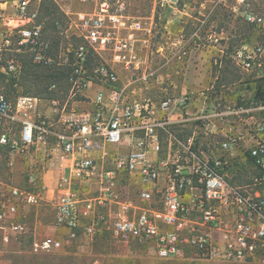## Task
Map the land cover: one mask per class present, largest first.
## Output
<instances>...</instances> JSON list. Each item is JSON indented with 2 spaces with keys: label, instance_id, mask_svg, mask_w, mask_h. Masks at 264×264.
<instances>
[{
  "label": "built area",
  "instance_id": "obj_1",
  "mask_svg": "<svg viewBox=\"0 0 264 264\" xmlns=\"http://www.w3.org/2000/svg\"><path fill=\"white\" fill-rule=\"evenodd\" d=\"M54 1L66 8L65 0ZM261 1L263 12H242L248 23L262 29L263 38L245 41L230 55L237 67L258 78H264ZM12 8L15 16H8ZM124 10L122 3L93 0L92 10L76 12L71 19L75 41L54 53L26 1L0 0L4 32L14 37L13 44L4 37L0 50L12 45L17 53L28 52L34 63L69 64V82L76 93L95 86L90 110H61L55 122L41 110L44 99L22 94L11 102L0 91V147L27 156L50 136L56 145L42 171L32 163L27 166L32 190L0 179V240L7 244L25 232V225L12 218L19 204L43 200L53 208L52 224L65 229L69 238L79 233L92 239L107 229L123 247H152L159 258H260L264 195L231 182L228 172L233 150L242 147L261 172L253 177L254 184L264 183V97L200 106L192 101V91L177 89L175 78L181 75L168 68L186 55L188 39L174 35L173 49L155 66L152 54L141 53L147 39L136 36L138 31L150 32L152 23L144 26ZM92 55L100 61L88 71ZM17 66L10 59L3 71ZM121 70L129 75L126 81L120 79ZM52 104L57 111L56 101ZM57 122L63 132L54 128ZM49 171L55 176L51 185L43 176ZM60 247V239L52 236L32 242L34 251Z\"/></svg>",
  "mask_w": 264,
  "mask_h": 264
},
{
  "label": "rangeland",
  "instance_id": "obj_2",
  "mask_svg": "<svg viewBox=\"0 0 264 264\" xmlns=\"http://www.w3.org/2000/svg\"><path fill=\"white\" fill-rule=\"evenodd\" d=\"M27 2L31 12L37 13L36 22L45 25L46 31L43 35L48 41L58 43L60 52L64 49L69 40L75 41L72 36L73 28H70L71 19L74 14L80 11H90L93 7V0L82 2L80 0H65L66 8H61L54 0H21ZM111 5L122 3L125 7L124 13L133 19H138L149 26L152 23L150 32L138 31L136 36L140 39H147L146 47L141 53L152 54L156 45L163 44L168 34L164 23L166 18L173 16V8L189 11L187 20L181 18L183 24L176 29L177 34H182L188 39V51L186 53L185 72L175 78L177 89L186 87L193 92L192 101L196 100L200 106L239 102L264 91V81L254 73L244 71L237 67L231 60L232 51L245 41H260L263 35L258 30L251 28L244 18L243 9L263 12L261 0H249L246 3H238L237 0H109ZM64 7V6H62ZM173 7V8H172ZM58 20L57 32L52 27V15ZM16 10L12 8L7 15L15 16ZM179 17L181 14H178ZM180 19V18H179ZM5 19H0V42L4 37H9L13 44L14 37L6 34ZM5 27V28H4ZM250 28V29H249ZM4 29V30H3ZM43 34V33H42ZM197 43V44H196ZM199 44V46H198ZM11 45V44H10ZM7 47V46H5ZM1 47L0 50V91H2L11 102H15L19 95H30L45 100L41 106L43 113L54 122L58 120L61 110L68 111L74 107L77 112L90 110V99L94 95L95 86L91 85L88 91L80 94L71 90L70 82H58L54 91L46 93L37 89L38 85L22 83L24 74L20 56L9 49ZM198 48V49H196ZM192 54V55H191ZM14 59L18 62L16 70L5 72L3 67L7 61ZM120 79L126 81L129 75L120 71ZM11 79H15L12 83ZM51 94V95H50ZM52 101H56L58 108L55 111ZM54 128L63 132L65 128L61 122H57ZM54 140L48 138L46 144H41L37 161L33 162L34 168L42 171V165L54 152L49 142ZM243 151L239 147L237 151ZM14 155H17L16 158ZM238 155V154H237ZM230 179L240 185H250L264 195V185H255L251 173L255 168L246 164L245 158L239 156L231 159ZM242 163V165H240ZM27 165L25 156L1 150L0 157V179L10 185L32 190L27 183ZM243 169L245 173L239 177L235 170ZM44 176V175H43ZM45 182L53 183L54 173L47 172L44 176ZM250 179V180H249ZM78 191L86 193L85 187H77ZM77 190V189H76ZM54 211L47 201L18 205L17 213L14 216L16 222L25 225L26 230L20 234L13 235L7 244L0 240V261L5 264H264V255L260 258L241 261H201L191 258H180L176 260L157 257L153 252L144 246L131 244L123 247L117 243L109 234L107 229L97 231L92 239L82 236L69 238L63 228L55 227L53 222ZM44 236H52L60 239L61 247L56 250L34 251L32 242L34 239H41Z\"/></svg>",
  "mask_w": 264,
  "mask_h": 264
},
{
  "label": "trees",
  "instance_id": "obj_3",
  "mask_svg": "<svg viewBox=\"0 0 264 264\" xmlns=\"http://www.w3.org/2000/svg\"><path fill=\"white\" fill-rule=\"evenodd\" d=\"M49 13L52 15L51 16L52 17V27L57 32H59L60 30L57 29L58 20L53 18L55 16V13L53 11H50ZM248 25L251 28H253L254 30L256 29L262 33V29L260 27L255 26L251 23H248ZM45 31H46V27H45V25H43V28H42L43 35L45 34ZM50 45H51L52 51L54 53H57L58 43H56L53 40L50 42ZM17 55L20 56V60L22 63L21 69L24 72V74L22 75V83H24L25 81H28L29 84L38 85L37 89H42L46 93L52 94V92L54 91V89H52V88H55L56 83H58L59 81L60 82H63V81L68 82L69 81V76H70V72H71V66L69 64H60V65H57V64H39V63H34L32 61V58L28 52H19V53H17ZM99 61H100V59H99V57H97V55L90 56V58L88 60V71H90L93 66L98 64ZM0 76L3 77L5 75L0 74ZM260 79L264 81V78H260ZM11 82L14 83L15 79H11ZM255 96L264 97V91L258 93ZM1 150L9 151V148L0 147V151ZM245 162H246V164L253 166V164L251 162V158L248 156L247 153L245 156ZM240 165H242V163H240ZM253 168H255V172H253V174L251 173V176L253 177V176L260 175L261 172L258 171V169L256 167L253 166ZM229 170H230V168H229ZM235 172L237 174L236 176L239 179V177L243 174V172L245 173L246 171H243V169H239V170L236 169ZM230 181L233 182L232 179H230ZM262 185H264V183Z\"/></svg>",
  "mask_w": 264,
  "mask_h": 264
},
{
  "label": "crops",
  "instance_id": "obj_4",
  "mask_svg": "<svg viewBox=\"0 0 264 264\" xmlns=\"http://www.w3.org/2000/svg\"><path fill=\"white\" fill-rule=\"evenodd\" d=\"M171 13H172L173 16H170V17L166 18L165 23H164V27L166 28V30H167L168 34H170V36H169L168 40H165L166 42H164L163 44L160 43L159 45H156V48H154V50L152 52V56H153V59H154L153 61H154V65L155 66H159L160 61H161L160 59L162 58V56L163 55H168V50L169 49H173L172 41H175V38H173V36L174 35L176 36V34L178 32V31L176 32V29L180 28L179 25L181 26V24H183V22H185V21H181V18H184V19L187 20L188 16H190L189 11L187 9L179 10V9L173 8ZM178 14H181V16L179 17ZM198 46H199V44H198ZM188 47H189V45L187 43V46H186L187 51H188ZM164 48H165V52H163ZM196 49H198V48H196ZM187 51H186V53H187ZM175 52H176V50H175ZM186 62L187 61H186V55H185L181 59L173 61L169 65L168 68H169L170 71H172V73L178 72L181 75V74H183V71L185 72V64H186ZM49 143H50L49 146H52L53 150H56L55 143L53 141L49 142ZM40 148H41V146L39 145L37 147V149L31 150V152L27 156H25V165H27V164L29 165V164L37 161V159L39 158L38 157V153H40L39 152ZM237 149L238 148L234 149L233 152H232L233 158L239 156L240 158L244 159L245 156H246L244 151H242V152H241V150L237 151ZM14 156L16 158L17 155H14ZM46 173L47 172L44 173V176H45ZM54 180H55V176H54ZM54 180H53V182H54ZM12 218H14V217H12ZM148 250L154 253V251L152 250V247L148 248ZM163 259L176 260V259H180V258L169 257V258H163ZM216 261H218V260H216Z\"/></svg>",
  "mask_w": 264,
  "mask_h": 264
}]
</instances>
